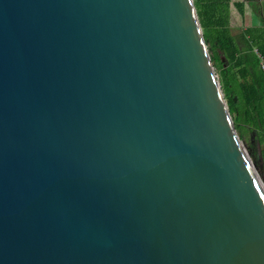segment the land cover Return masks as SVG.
<instances>
[{
    "label": "water",
    "instance_id": "95a60500",
    "mask_svg": "<svg viewBox=\"0 0 264 264\" xmlns=\"http://www.w3.org/2000/svg\"><path fill=\"white\" fill-rule=\"evenodd\" d=\"M0 264H264L193 0H0Z\"/></svg>",
    "mask_w": 264,
    "mask_h": 264
},
{
    "label": "trees",
    "instance_id": "16d2710c",
    "mask_svg": "<svg viewBox=\"0 0 264 264\" xmlns=\"http://www.w3.org/2000/svg\"><path fill=\"white\" fill-rule=\"evenodd\" d=\"M193 2L234 127L264 174V44L250 40L248 29L231 33L229 0Z\"/></svg>",
    "mask_w": 264,
    "mask_h": 264
},
{
    "label": "crops",
    "instance_id": "0c3cea01",
    "mask_svg": "<svg viewBox=\"0 0 264 264\" xmlns=\"http://www.w3.org/2000/svg\"><path fill=\"white\" fill-rule=\"evenodd\" d=\"M231 14L238 13L247 24L241 27L238 34L249 30V39L264 44V0H229ZM236 4H241L236 6Z\"/></svg>",
    "mask_w": 264,
    "mask_h": 264
},
{
    "label": "rangeland",
    "instance_id": "374dc122",
    "mask_svg": "<svg viewBox=\"0 0 264 264\" xmlns=\"http://www.w3.org/2000/svg\"><path fill=\"white\" fill-rule=\"evenodd\" d=\"M229 19H230V23H231V33H233V34H238L240 32V30H241V27L242 26L244 27L247 24L246 21L244 22V20L239 17L237 12H235L234 15L231 14V12H230ZM209 54H210V52H209ZM244 144H245L247 150L250 153L248 144H246L245 142H244ZM257 172H258L261 180L264 183V174H262L259 169H257Z\"/></svg>",
    "mask_w": 264,
    "mask_h": 264
},
{
    "label": "built area",
    "instance_id": "2783aa9c",
    "mask_svg": "<svg viewBox=\"0 0 264 264\" xmlns=\"http://www.w3.org/2000/svg\"><path fill=\"white\" fill-rule=\"evenodd\" d=\"M261 68L264 71V62L263 61L261 62Z\"/></svg>",
    "mask_w": 264,
    "mask_h": 264
}]
</instances>
